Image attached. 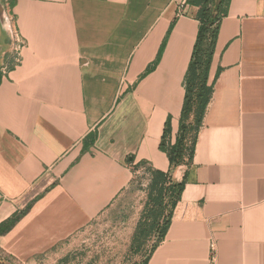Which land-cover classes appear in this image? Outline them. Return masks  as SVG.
<instances>
[{"label": "crops", "instance_id": "1", "mask_svg": "<svg viewBox=\"0 0 264 264\" xmlns=\"http://www.w3.org/2000/svg\"><path fill=\"white\" fill-rule=\"evenodd\" d=\"M0 264H36L150 169L182 184L145 264H264V0H228L192 156L171 165L188 0H0ZM24 40L14 64L10 28ZM11 28V29H12ZM194 116L186 122L192 124Z\"/></svg>", "mask_w": 264, "mask_h": 264}, {"label": "rangeland", "instance_id": "2", "mask_svg": "<svg viewBox=\"0 0 264 264\" xmlns=\"http://www.w3.org/2000/svg\"><path fill=\"white\" fill-rule=\"evenodd\" d=\"M186 137L190 146L192 129ZM174 196L166 178L136 170L128 188L102 215L36 264H145L160 241Z\"/></svg>", "mask_w": 264, "mask_h": 264}, {"label": "trees", "instance_id": "3", "mask_svg": "<svg viewBox=\"0 0 264 264\" xmlns=\"http://www.w3.org/2000/svg\"><path fill=\"white\" fill-rule=\"evenodd\" d=\"M188 2L196 5L198 8L196 18L199 22V28L191 60L185 75V97L181 110L179 135L175 143L170 144L167 141V137L170 134V118L168 117L164 124L163 135L159 145L160 149L167 153L171 165L179 163L184 154L189 158L192 156L196 134L201 125L202 117L212 91L211 85H208L207 83L208 70L214 50L217 31L221 18L226 14L228 0H188ZM1 81L2 72L0 70V82ZM191 114L194 116V124H188L186 122ZM189 129H192L194 132V140L191 142L190 146H188L186 140ZM148 171L157 177H164L171 182L168 175L164 172L150 169H148ZM154 181L155 183L157 182V180ZM171 184L175 195L173 198V207L178 198L182 184ZM170 214L171 210L167 217V222L163 228L160 240L164 235ZM139 231L140 226L137 228L136 235Z\"/></svg>", "mask_w": 264, "mask_h": 264}, {"label": "built area", "instance_id": "4", "mask_svg": "<svg viewBox=\"0 0 264 264\" xmlns=\"http://www.w3.org/2000/svg\"><path fill=\"white\" fill-rule=\"evenodd\" d=\"M5 21L6 23L9 24V26H11V23L13 21V18L6 13L5 11ZM12 28V27H11ZM10 30V47H11V53L13 54V58L14 64H17L20 60V53L22 48L25 46V42L24 40L18 35V33L14 30V28ZM210 261L209 264H215V259H216V247H215V243L212 242L211 246H210Z\"/></svg>", "mask_w": 264, "mask_h": 264}, {"label": "water", "instance_id": "5", "mask_svg": "<svg viewBox=\"0 0 264 264\" xmlns=\"http://www.w3.org/2000/svg\"><path fill=\"white\" fill-rule=\"evenodd\" d=\"M0 28L2 30H7L6 21H5V9L0 1Z\"/></svg>", "mask_w": 264, "mask_h": 264}]
</instances>
